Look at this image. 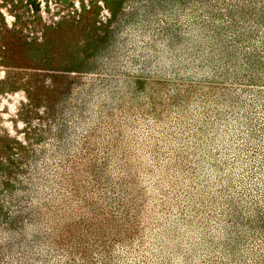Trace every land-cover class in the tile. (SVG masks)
I'll list each match as a JSON object with an SVG mask.
<instances>
[{"label":"rangeland","instance_id":"374dc122","mask_svg":"<svg viewBox=\"0 0 264 264\" xmlns=\"http://www.w3.org/2000/svg\"><path fill=\"white\" fill-rule=\"evenodd\" d=\"M227 2L0 0V264H264V0L249 39Z\"/></svg>","mask_w":264,"mask_h":264},{"label":"trees","instance_id":"16d2710c","mask_svg":"<svg viewBox=\"0 0 264 264\" xmlns=\"http://www.w3.org/2000/svg\"><path fill=\"white\" fill-rule=\"evenodd\" d=\"M124 0H117L118 4H121L123 3ZM158 1V4L164 2L165 0H157ZM185 1V0H183ZM216 0H210V2H215ZM210 12V11H208ZM239 12L242 13V11H238V9L235 7L234 3L231 2V0H228L227 4L224 5V6H220V7H217L216 9V12H212L211 13V17L210 18H207L205 20V17H203V21L201 22H207L208 24H212V25H216L217 29V33L220 34V32L222 31V34L224 32V30L228 29L229 31L230 30H235V31H239L243 34V36L246 34V37H244L243 39H249V33L251 31V33H255L256 36H260L259 34H262V32H260L259 30H257V28L255 27L254 29H251L249 28L247 31H244L246 30L243 25L240 23V20L238 21L239 17L237 18L236 17V14ZM259 17H262V13L259 12ZM135 14V13H134ZM110 19L108 20V23H110L111 20H114L116 18V16H114L113 12L111 11L110 13ZM240 16V15H239ZM240 19H242L240 17ZM126 22V21H125ZM262 27V26H261ZM243 28V30H242ZM245 32V34H244ZM262 42V41H261ZM254 43V42H253ZM254 49H256L254 47ZM263 51H264V45H263ZM259 52H255V54L252 55H249L247 58L251 57L253 59H255L257 61V63L259 64V66L261 68H264V64H261L260 61H261V56L263 55L264 52H260V54H258ZM262 83H264V79L261 80ZM4 151L7 153V155L11 156V152H12V149L13 147L10 146V145H5L4 146Z\"/></svg>","mask_w":264,"mask_h":264}]
</instances>
